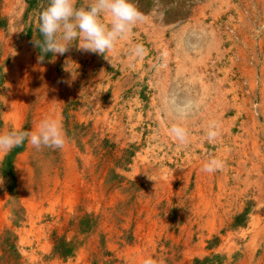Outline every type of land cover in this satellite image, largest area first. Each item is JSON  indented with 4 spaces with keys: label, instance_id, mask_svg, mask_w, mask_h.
<instances>
[{
    "label": "rangeland",
    "instance_id": "rangeland-1",
    "mask_svg": "<svg viewBox=\"0 0 264 264\" xmlns=\"http://www.w3.org/2000/svg\"><path fill=\"white\" fill-rule=\"evenodd\" d=\"M131 2L145 19L106 56L41 62L48 0H0V134L47 118L66 138L0 155V264H264V0ZM16 60L18 121L3 105Z\"/></svg>",
    "mask_w": 264,
    "mask_h": 264
},
{
    "label": "clouds",
    "instance_id": "clouds-1",
    "mask_svg": "<svg viewBox=\"0 0 264 264\" xmlns=\"http://www.w3.org/2000/svg\"><path fill=\"white\" fill-rule=\"evenodd\" d=\"M144 19V14L131 0H86L85 5L80 7L77 6V0H48L47 7L39 12L37 19L42 40L34 39V44L41 51V62L48 53L53 57L63 56L74 45L78 51L106 56L114 49L118 40L125 38L133 26ZM142 52L139 46L135 49L136 55H141ZM68 68L67 63L64 70L75 80L77 74ZM67 83L71 86L70 82ZM169 131L179 143L187 142L188 134L184 128L174 126ZM216 135L215 131L210 130L207 139L211 142ZM25 141L36 150H62L66 138L59 121L46 118L41 120L34 130H12L7 134H0V155L11 152ZM222 167L221 160L210 158L201 170L213 174ZM2 183L0 180V184Z\"/></svg>",
    "mask_w": 264,
    "mask_h": 264
},
{
    "label": "bare ground",
    "instance_id": "bare-ground-1",
    "mask_svg": "<svg viewBox=\"0 0 264 264\" xmlns=\"http://www.w3.org/2000/svg\"><path fill=\"white\" fill-rule=\"evenodd\" d=\"M9 3V2H8ZM10 9V8H9ZM35 16V15H34ZM37 18V17H36ZM106 19V18H105ZM141 28V27H140ZM139 36V35H138ZM146 37V36H145ZM141 42V41H140ZM150 42V41H149ZM137 43V41L135 42ZM262 48V47H261ZM21 52V51H20ZM30 53V52H29ZM23 54V52H22ZM25 55V54H24ZM28 55L26 54V57ZM22 57V56H21ZM74 58V57H73ZM27 60V59H26ZM36 60V59H35ZM69 60V59H68ZM28 61V60H27ZM66 61V60H65ZM74 61V60H73ZM19 60L13 61L12 69L15 71L13 77V82H8L10 90L6 93L3 99V105L7 110V114L11 116L15 121L23 118L27 112V99L29 98L27 93V86L29 77L25 74V69H21L18 64ZM28 64V63H27ZM36 64V63H35ZM83 64V63H82ZM24 65V64H23ZM23 67V66H22ZM29 69V68H28ZM12 70V71H13ZM264 70V69H263ZM63 71V69H62ZM74 71V70H73ZM28 73V72H27ZM262 74V73H261ZM61 77V76H60ZM66 79V78H65ZM69 81V80H68ZM61 82V81H60ZM28 83V84H27ZM60 84V83H59ZM54 85V84H53ZM50 107V106H49ZM39 110V109H38ZM54 112V111H53ZM56 112V111H55ZM34 121V119H33ZM242 125V124H241ZM250 127V126H249ZM237 130V129H236ZM237 132V131H236ZM253 135V134H252ZM254 136V135H253ZM237 141V140H236ZM224 145V144H223ZM219 146V145H218ZM229 146V145H228ZM231 146V145H230ZM233 146V145H232ZM255 146V145H254ZM248 147V146H247ZM253 151V150H252ZM24 156L19 158V162H23ZM244 157V156H243ZM239 160V159H238ZM67 188V187H66ZM232 192V191H231ZM200 194V193H199ZM5 199L0 200V208L4 205ZM211 213V212H210ZM216 213V212H215ZM227 225V224H226ZM229 225V224H228ZM227 228V227H226ZM254 253L251 252L246 258L237 262V264H251L253 262ZM4 257V256H3Z\"/></svg>",
    "mask_w": 264,
    "mask_h": 264
}]
</instances>
